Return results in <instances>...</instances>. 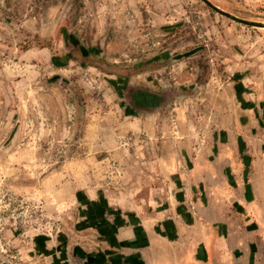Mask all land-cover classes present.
Instances as JSON below:
<instances>
[{
	"label": "rangeland",
	"instance_id": "obj_1",
	"mask_svg": "<svg viewBox=\"0 0 264 264\" xmlns=\"http://www.w3.org/2000/svg\"><path fill=\"white\" fill-rule=\"evenodd\" d=\"M122 82L170 97L138 110ZM263 228V27L202 0H0V264H264Z\"/></svg>",
	"mask_w": 264,
	"mask_h": 264
},
{
	"label": "trees",
	"instance_id": "obj_2",
	"mask_svg": "<svg viewBox=\"0 0 264 264\" xmlns=\"http://www.w3.org/2000/svg\"><path fill=\"white\" fill-rule=\"evenodd\" d=\"M68 41V43H67ZM67 46L70 48L73 58L88 61L90 60L89 53L84 52L82 46H80L77 39H73L72 36H68L66 39ZM119 93L127 99L131 106L142 110L152 111L154 109L164 106L170 97V92L167 90L156 91L144 86L128 85L126 82L117 84Z\"/></svg>",
	"mask_w": 264,
	"mask_h": 264
},
{
	"label": "water",
	"instance_id": "obj_3",
	"mask_svg": "<svg viewBox=\"0 0 264 264\" xmlns=\"http://www.w3.org/2000/svg\"><path fill=\"white\" fill-rule=\"evenodd\" d=\"M203 2H205L208 6H210L211 8H213L214 10H216L217 12H219L220 14H223L235 21H238V22H241V23H244V24H247V25H251V26H258V27H264V22H255V21H250V20H247V19H244V18H240L236 15H233L223 9H221L220 7H218L217 5H215L214 3H212L210 0H202ZM105 69L109 70V71H113V72H118V70H114L112 68H108L107 66L105 65H102ZM120 72V71H119ZM124 73V72H123Z\"/></svg>",
	"mask_w": 264,
	"mask_h": 264
},
{
	"label": "flooded vegetation",
	"instance_id": "obj_4",
	"mask_svg": "<svg viewBox=\"0 0 264 264\" xmlns=\"http://www.w3.org/2000/svg\"><path fill=\"white\" fill-rule=\"evenodd\" d=\"M67 43H68V41H67ZM66 43V44H67ZM70 49V48H69ZM87 53H89V52H87ZM70 56H72V55H70ZM89 56H90V59H94L95 60V62L96 63H101V61L98 59V57L95 55V54H93V53H89ZM75 59H77V58H75ZM78 61H81V62H83V63H86L87 61H82V60H80V59H77ZM139 110V109H138Z\"/></svg>",
	"mask_w": 264,
	"mask_h": 264
},
{
	"label": "crops",
	"instance_id": "obj_5",
	"mask_svg": "<svg viewBox=\"0 0 264 264\" xmlns=\"http://www.w3.org/2000/svg\"><path fill=\"white\" fill-rule=\"evenodd\" d=\"M255 202V200H253ZM255 209V208H254ZM264 229V228H263Z\"/></svg>",
	"mask_w": 264,
	"mask_h": 264
},
{
	"label": "bare ground",
	"instance_id": "obj_6",
	"mask_svg": "<svg viewBox=\"0 0 264 264\" xmlns=\"http://www.w3.org/2000/svg\"><path fill=\"white\" fill-rule=\"evenodd\" d=\"M264 28V27H263Z\"/></svg>",
	"mask_w": 264,
	"mask_h": 264
}]
</instances>
